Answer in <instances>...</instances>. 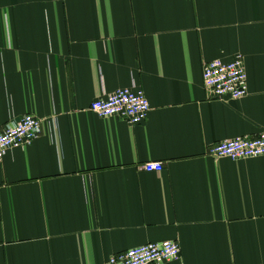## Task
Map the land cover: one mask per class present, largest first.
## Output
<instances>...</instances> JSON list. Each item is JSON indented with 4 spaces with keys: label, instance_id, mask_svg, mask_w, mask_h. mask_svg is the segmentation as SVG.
Wrapping results in <instances>:
<instances>
[{
    "label": "crops",
    "instance_id": "0c3cea01",
    "mask_svg": "<svg viewBox=\"0 0 264 264\" xmlns=\"http://www.w3.org/2000/svg\"><path fill=\"white\" fill-rule=\"evenodd\" d=\"M236 56L247 96L211 99L203 65ZM132 88L141 125L90 111ZM27 114L40 137L0 163V264L167 241V264H264V157L208 155L264 134V0H0V130Z\"/></svg>",
    "mask_w": 264,
    "mask_h": 264
},
{
    "label": "built area",
    "instance_id": "2783aa9c",
    "mask_svg": "<svg viewBox=\"0 0 264 264\" xmlns=\"http://www.w3.org/2000/svg\"><path fill=\"white\" fill-rule=\"evenodd\" d=\"M202 83L213 100H239L247 96L248 84L244 60L241 56L231 61L213 60L202 67ZM150 107L141 88L121 89L90 104V111L102 119L118 118L130 126H139L147 119ZM41 135V123L33 115L22 116L0 130V163L15 149L29 147ZM208 155L213 159L233 162L264 157V134L258 137H239L212 145ZM147 173H161L160 162L142 166ZM180 259L176 242L149 243L117 253L102 264H167Z\"/></svg>",
    "mask_w": 264,
    "mask_h": 264
}]
</instances>
